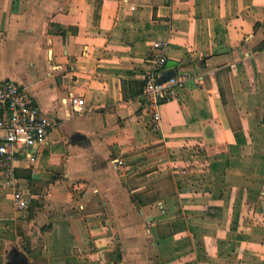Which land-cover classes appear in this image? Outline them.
I'll return each mask as SVG.
<instances>
[{
    "label": "crops",
    "instance_id": "1",
    "mask_svg": "<svg viewBox=\"0 0 264 264\" xmlns=\"http://www.w3.org/2000/svg\"><path fill=\"white\" fill-rule=\"evenodd\" d=\"M156 41L187 77L155 124L123 80ZM6 79L51 125L29 208L0 181V264H264V0H0Z\"/></svg>",
    "mask_w": 264,
    "mask_h": 264
},
{
    "label": "built area",
    "instance_id": "2",
    "mask_svg": "<svg viewBox=\"0 0 264 264\" xmlns=\"http://www.w3.org/2000/svg\"><path fill=\"white\" fill-rule=\"evenodd\" d=\"M154 47L160 51H155L148 58V68L141 74V80L144 82L143 94L148 100L147 109L156 124L161 120L160 104L175 95L176 87L185 85L187 72L175 71L170 79L160 82L166 55L159 41L154 43ZM72 104L75 112H84L85 104L81 97H72ZM50 125L48 116L22 85L12 79L0 83V181L13 187L16 209L25 210L30 206L26 188L15 174L18 155L44 141Z\"/></svg>",
    "mask_w": 264,
    "mask_h": 264
},
{
    "label": "water",
    "instance_id": "3",
    "mask_svg": "<svg viewBox=\"0 0 264 264\" xmlns=\"http://www.w3.org/2000/svg\"><path fill=\"white\" fill-rule=\"evenodd\" d=\"M175 73L174 68H166L162 75L159 77L160 82H164L170 79ZM28 258L24 253L16 246H13L8 252V262L7 264H27Z\"/></svg>",
    "mask_w": 264,
    "mask_h": 264
},
{
    "label": "trees",
    "instance_id": "4",
    "mask_svg": "<svg viewBox=\"0 0 264 264\" xmlns=\"http://www.w3.org/2000/svg\"><path fill=\"white\" fill-rule=\"evenodd\" d=\"M124 82V89H125V84L127 82L131 84V91H132V95L134 94H139V93H143V88H144V82L143 81H137V80H133V79H130V80H123ZM145 101H146V105L148 103V100L146 99L145 97Z\"/></svg>",
    "mask_w": 264,
    "mask_h": 264
}]
</instances>
